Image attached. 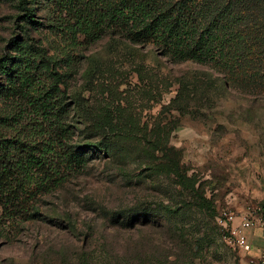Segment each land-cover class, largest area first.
<instances>
[{
	"label": "rangeland",
	"instance_id": "rangeland-1",
	"mask_svg": "<svg viewBox=\"0 0 264 264\" xmlns=\"http://www.w3.org/2000/svg\"><path fill=\"white\" fill-rule=\"evenodd\" d=\"M152 1L209 19L206 0ZM29 7L22 32L18 0H0V56L25 37L42 48L35 87L57 84L71 142L91 144L62 184L30 190L26 214L2 220L0 264H242L217 216L264 214V79L228 85L210 64L132 41L125 19L91 41L92 6ZM107 140L117 149L96 146Z\"/></svg>",
	"mask_w": 264,
	"mask_h": 264
},
{
	"label": "trees",
	"instance_id": "trees-1",
	"mask_svg": "<svg viewBox=\"0 0 264 264\" xmlns=\"http://www.w3.org/2000/svg\"><path fill=\"white\" fill-rule=\"evenodd\" d=\"M53 1L59 6L96 9L95 26L86 31L91 41L103 33L100 25L125 19L129 28L126 37L132 41H152L162 55L174 61L210 64L228 85L254 86L258 79H264V0H206L203 7L208 13L207 23L183 5L176 10L152 0ZM123 5L127 12L121 10ZM18 9L21 15L16 18L23 25L21 21L16 24L24 32L25 23L36 22L33 9L29 0H18ZM14 45L18 46V56H0V99L5 102L0 109V223L26 214L24 199L33 195L30 190L44 194L62 184L69 172L83 166L86 159L81 149L91 144L71 142L68 131L72 125L65 120L70 109L59 96L57 84L38 90L35 87L43 49L26 37L14 41ZM44 65L48 69V64ZM3 77L7 78L5 82ZM32 92L36 94L29 100ZM105 127L99 126L101 130ZM96 146L106 152L117 149L113 140ZM199 207L214 212L203 198Z\"/></svg>",
	"mask_w": 264,
	"mask_h": 264
},
{
	"label": "built area",
	"instance_id": "built-area-1",
	"mask_svg": "<svg viewBox=\"0 0 264 264\" xmlns=\"http://www.w3.org/2000/svg\"><path fill=\"white\" fill-rule=\"evenodd\" d=\"M225 239L244 254L246 264H264V245L254 248L248 239L247 231L259 229L264 241V214H238L224 210L217 216Z\"/></svg>",
	"mask_w": 264,
	"mask_h": 264
},
{
	"label": "crops",
	"instance_id": "crops-1",
	"mask_svg": "<svg viewBox=\"0 0 264 264\" xmlns=\"http://www.w3.org/2000/svg\"><path fill=\"white\" fill-rule=\"evenodd\" d=\"M247 234H248V239L250 240V242L252 243L255 249L264 245L262 234L259 229L249 230L247 231ZM242 264H246L245 259L242 260Z\"/></svg>",
	"mask_w": 264,
	"mask_h": 264
}]
</instances>
